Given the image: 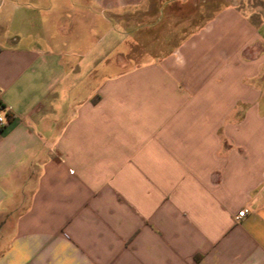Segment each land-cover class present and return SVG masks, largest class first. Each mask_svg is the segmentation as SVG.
<instances>
[{
	"label": "crops",
	"instance_id": "1",
	"mask_svg": "<svg viewBox=\"0 0 264 264\" xmlns=\"http://www.w3.org/2000/svg\"><path fill=\"white\" fill-rule=\"evenodd\" d=\"M154 1L0 0V264H264V6Z\"/></svg>",
	"mask_w": 264,
	"mask_h": 264
},
{
	"label": "rangeland",
	"instance_id": "2",
	"mask_svg": "<svg viewBox=\"0 0 264 264\" xmlns=\"http://www.w3.org/2000/svg\"><path fill=\"white\" fill-rule=\"evenodd\" d=\"M233 2H239L241 5L251 6L255 9L264 6V0H168L163 2L161 7L159 6L160 3L154 1L151 2V10L156 11L157 17L149 20L153 21L151 26H153L155 36L161 42L160 38L163 39L164 37L166 39L168 35L173 37L177 29L179 31L186 25L200 24L217 8ZM169 9H174L172 17L168 15ZM160 10H163L164 13L162 17H158V11Z\"/></svg>",
	"mask_w": 264,
	"mask_h": 264
},
{
	"label": "built area",
	"instance_id": "3",
	"mask_svg": "<svg viewBox=\"0 0 264 264\" xmlns=\"http://www.w3.org/2000/svg\"><path fill=\"white\" fill-rule=\"evenodd\" d=\"M6 123V118H5V115L3 112L0 111V128L2 126H4ZM247 214V211L246 210H242L240 211L237 216H236V220H241L245 217V215Z\"/></svg>",
	"mask_w": 264,
	"mask_h": 264
},
{
	"label": "trees",
	"instance_id": "4",
	"mask_svg": "<svg viewBox=\"0 0 264 264\" xmlns=\"http://www.w3.org/2000/svg\"><path fill=\"white\" fill-rule=\"evenodd\" d=\"M0 111H1V112H4V108L2 107L1 103H0ZM5 118H7V120H9V119H10V115H9L8 113H6ZM1 130H2V129L0 128V131H1Z\"/></svg>",
	"mask_w": 264,
	"mask_h": 264
}]
</instances>
